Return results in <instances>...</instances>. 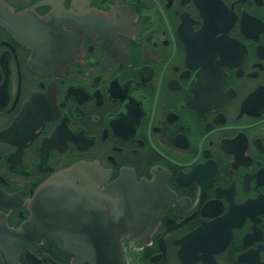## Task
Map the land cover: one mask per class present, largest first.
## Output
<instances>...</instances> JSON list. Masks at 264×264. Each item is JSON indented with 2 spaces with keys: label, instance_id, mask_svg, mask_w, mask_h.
I'll return each instance as SVG.
<instances>
[{
  "label": "flooded vegetation",
  "instance_id": "obj_1",
  "mask_svg": "<svg viewBox=\"0 0 264 264\" xmlns=\"http://www.w3.org/2000/svg\"><path fill=\"white\" fill-rule=\"evenodd\" d=\"M76 164L78 189L164 190L145 243L32 225ZM120 257L264 264V0H0V264Z\"/></svg>",
  "mask_w": 264,
  "mask_h": 264
},
{
  "label": "water",
  "instance_id": "obj_2",
  "mask_svg": "<svg viewBox=\"0 0 264 264\" xmlns=\"http://www.w3.org/2000/svg\"><path fill=\"white\" fill-rule=\"evenodd\" d=\"M81 165L76 164L71 168L59 172L42 184V189H37L29 200L32 225L40 233L47 235L55 242L61 251L65 250V235L68 227L80 230L83 211L86 210L87 227L94 229L100 223L103 230L102 249L110 251L119 249V241L106 240L105 235L112 237L116 234H129L140 238L145 243L149 232L156 226L163 208L160 204V195L163 189H130L146 184L130 182H114L107 189H78L81 182ZM55 187L57 189H48ZM102 204L101 210L96 207ZM85 204V205H84ZM97 213V215H96ZM101 214V222L98 214ZM91 222V223H90ZM30 227V226H29ZM95 233V230H92ZM95 254V252L93 253ZM120 256L119 254H115ZM96 256V255H94ZM93 256V257H94ZM118 264H122L121 257Z\"/></svg>",
  "mask_w": 264,
  "mask_h": 264
}]
</instances>
